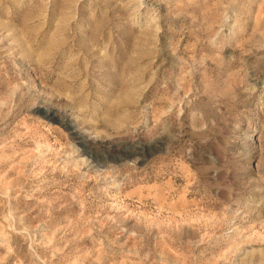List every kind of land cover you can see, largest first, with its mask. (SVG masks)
<instances>
[{"label": "rangeland", "instance_id": "1", "mask_svg": "<svg viewBox=\"0 0 264 264\" xmlns=\"http://www.w3.org/2000/svg\"><path fill=\"white\" fill-rule=\"evenodd\" d=\"M0 264H264V0H0Z\"/></svg>", "mask_w": 264, "mask_h": 264}]
</instances>
